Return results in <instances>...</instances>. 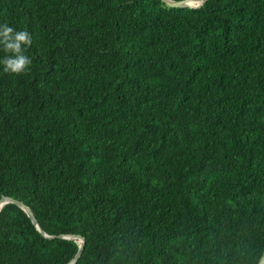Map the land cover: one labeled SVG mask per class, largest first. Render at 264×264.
Returning a JSON list of instances; mask_svg holds the SVG:
<instances>
[{"label":"trees","instance_id":"16d2710c","mask_svg":"<svg viewBox=\"0 0 264 264\" xmlns=\"http://www.w3.org/2000/svg\"><path fill=\"white\" fill-rule=\"evenodd\" d=\"M0 264H259L264 0H0ZM2 55V53H0Z\"/></svg>","mask_w":264,"mask_h":264},{"label":"clouds","instance_id":"9594fccd","mask_svg":"<svg viewBox=\"0 0 264 264\" xmlns=\"http://www.w3.org/2000/svg\"><path fill=\"white\" fill-rule=\"evenodd\" d=\"M31 44L32 37L26 29L0 22V71L9 75L26 72L32 63L27 54Z\"/></svg>","mask_w":264,"mask_h":264},{"label":"water","instance_id":"95a60500","mask_svg":"<svg viewBox=\"0 0 264 264\" xmlns=\"http://www.w3.org/2000/svg\"><path fill=\"white\" fill-rule=\"evenodd\" d=\"M162 1L165 2L169 7H200L208 0H162ZM192 1H198L199 3L193 5L191 3ZM11 201L18 203L28 213V215L33 219L37 228L41 232H43L46 236H50L49 234H47L42 229V227L38 223L37 218L35 217L31 208L28 205L24 204L23 202L15 200L11 197H3L0 199V210L6 203L11 202ZM64 237L78 238V241L80 242V249H79L77 255L68 263V264H75L76 261L79 259V257L82 255V250L85 246V237L80 236V235H73V234H67V235H64ZM259 264H264V254H263Z\"/></svg>","mask_w":264,"mask_h":264},{"label":"bare ground","instance_id":"6f19581e","mask_svg":"<svg viewBox=\"0 0 264 264\" xmlns=\"http://www.w3.org/2000/svg\"><path fill=\"white\" fill-rule=\"evenodd\" d=\"M193 5H195V4H198L199 2L198 1H192L191 2Z\"/></svg>","mask_w":264,"mask_h":264}]
</instances>
